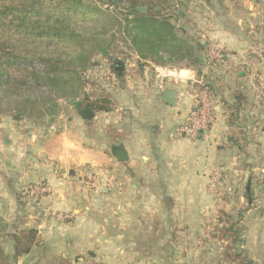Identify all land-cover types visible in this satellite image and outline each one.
<instances>
[{
  "label": "crops",
  "instance_id": "crops-1",
  "mask_svg": "<svg viewBox=\"0 0 264 264\" xmlns=\"http://www.w3.org/2000/svg\"><path fill=\"white\" fill-rule=\"evenodd\" d=\"M223 36L230 61L219 76L202 68L218 95H210V130L197 139L174 135L196 109L194 69H107L109 83L99 86L112 109L92 119L76 103L39 124L0 119V264H226L215 249L231 240L215 237L221 210L238 222L239 251L264 264V96L252 70L264 82V59H255L242 29ZM167 88L177 90L172 106ZM114 147L128 159L118 161ZM214 169L222 180L216 195ZM93 174L98 191L89 187ZM38 184L51 189L35 192ZM25 229H36L37 241L15 259V237Z\"/></svg>",
  "mask_w": 264,
  "mask_h": 264
},
{
  "label": "trees",
  "instance_id": "trees-1",
  "mask_svg": "<svg viewBox=\"0 0 264 264\" xmlns=\"http://www.w3.org/2000/svg\"><path fill=\"white\" fill-rule=\"evenodd\" d=\"M167 5L168 0H0V98L48 95L50 89H21L36 87L42 79L60 91L83 89L86 85L102 89L96 81L84 85L80 74L97 66L96 55L106 56L111 42L101 37L108 33L105 28L123 23L125 34L143 59L159 67L194 69L197 80L205 77L204 47L176 24L177 17L167 13ZM110 8L116 14H111ZM204 82H195L194 86L217 96L216 88ZM243 98V93L236 95L237 103ZM76 106L90 107L95 112L110 111L112 100L108 94L94 99L85 96L76 101ZM219 215L223 224L216 228L215 237L237 242L238 222L224 210ZM36 241V229H25L17 235L15 259L30 253ZM234 250L231 244L226 247V264H252L244 253ZM60 264L71 262L64 260Z\"/></svg>",
  "mask_w": 264,
  "mask_h": 264
},
{
  "label": "rangeland",
  "instance_id": "rangeland-1",
  "mask_svg": "<svg viewBox=\"0 0 264 264\" xmlns=\"http://www.w3.org/2000/svg\"><path fill=\"white\" fill-rule=\"evenodd\" d=\"M167 6V13H172L174 17H177L176 24L184 30L187 36L194 41H199L202 47H204L202 68L204 71H208L207 73L210 77L213 74L214 76L212 77L219 76L221 69L220 66L211 64V57L209 55L210 45L212 43H222L223 34L227 30L238 32L242 29L243 33H247L250 36L251 44L257 47L253 54L255 55V59L258 61L264 59V0H168ZM109 11L111 14H116L113 8H110ZM124 25L123 23L121 26L115 28L108 26L105 28L108 33L103 34L101 37L106 42H111L110 46H107L105 57L99 55L94 57L98 62L97 68L94 67L91 70H87L86 73L80 74L84 80V85L88 81H96L98 84L99 82L103 84L104 81L109 83V80L105 77V73L110 68L117 70L121 66V64H117L118 61L120 63L122 61L124 65L131 64L134 69L149 67L153 74H156L153 62L147 61L138 55L131 37L124 32ZM165 56L168 57V55ZM169 67L160 69L158 74L167 75L169 73L168 70H170ZM94 69H97V72H99L96 76L93 74ZM252 70L255 71L256 84L260 86L259 91L264 96V91H262L264 89V86H262L264 82L260 80L261 73L255 68ZM101 77L104 79H101ZM44 81L45 79H42V82L36 87L25 86L21 89H50V94L48 95L35 94L34 98H29L18 94L16 97L0 98V119L5 117H8L12 121L15 119H32V122L38 124L45 121L48 122L67 114L70 107L75 106L76 101L82 100L85 96L94 99L101 96V94H108L104 89L96 88L97 85L94 88L91 85H86L83 89L65 88L63 91H60L55 85H46ZM29 115L34 116L36 119H30ZM38 124L36 125L38 126ZM232 241L231 239L226 245H217L215 247L217 256L221 255L223 261L224 251ZM237 242L232 243L234 251L244 253L243 251H239L237 245H234ZM218 247H222V250L217 251ZM90 258L88 256V260ZM76 262H78L77 259Z\"/></svg>",
  "mask_w": 264,
  "mask_h": 264
},
{
  "label": "built area",
  "instance_id": "built-area-1",
  "mask_svg": "<svg viewBox=\"0 0 264 264\" xmlns=\"http://www.w3.org/2000/svg\"><path fill=\"white\" fill-rule=\"evenodd\" d=\"M211 64L217 66H225L230 61L229 50L222 43H212L209 49ZM204 84V78L194 79L193 83ZM196 109L190 113L186 120L174 128V135L178 137H187L197 139L200 136L207 135L213 122L215 104L207 89H199L195 96ZM221 172L219 169H214L209 177V191L216 195L221 187ZM89 187L92 191L100 189V183L97 177L93 174L90 176ZM50 186L45 184L36 185L33 190L35 192H49ZM51 215L63 219L65 214L57 211H51Z\"/></svg>",
  "mask_w": 264,
  "mask_h": 264
},
{
  "label": "water",
  "instance_id": "water-1",
  "mask_svg": "<svg viewBox=\"0 0 264 264\" xmlns=\"http://www.w3.org/2000/svg\"><path fill=\"white\" fill-rule=\"evenodd\" d=\"M121 68H124V65L121 66ZM176 95H177L176 89L167 88L163 90L164 99L167 102V104L171 106L174 105L176 102ZM81 116L85 119H92L95 116V111L92 110L90 107H85L81 111ZM113 153L120 162H124L128 159L126 152L120 147H114ZM62 172L66 173L65 169H62ZM73 172H74L73 170H70L69 174H72Z\"/></svg>",
  "mask_w": 264,
  "mask_h": 264
}]
</instances>
